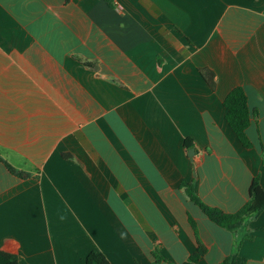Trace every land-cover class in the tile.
I'll return each instance as SVG.
<instances>
[{
    "label": "crops",
    "instance_id": "crops-1",
    "mask_svg": "<svg viewBox=\"0 0 264 264\" xmlns=\"http://www.w3.org/2000/svg\"><path fill=\"white\" fill-rule=\"evenodd\" d=\"M0 158L21 264H183L196 238L199 264H264V212L229 231L182 189L233 214L264 186V0H0Z\"/></svg>",
    "mask_w": 264,
    "mask_h": 264
},
{
    "label": "trees",
    "instance_id": "trees-1",
    "mask_svg": "<svg viewBox=\"0 0 264 264\" xmlns=\"http://www.w3.org/2000/svg\"><path fill=\"white\" fill-rule=\"evenodd\" d=\"M202 74L208 84L214 88L215 74L209 70L203 71ZM224 105L227 110L226 120L229 126L234 131L242 145L246 148H251L252 143L247 136V129L251 123L252 112L248 107V101L244 90L240 87L234 89L225 99ZM6 167L12 174L17 175L18 177L23 178L25 176L22 172L14 170L8 164H6ZM182 189L185 190L190 200L196 204L202 212L210 218V220L229 231H234L240 228L248 218L258 216L264 212V186L260 184L259 178L254 179L252 182L248 203L238 212L233 214H227L222 210L204 204L195 194L192 184L183 182ZM191 225L196 232V224L192 219ZM196 245V252L183 264H199L200 260L205 256L207 249L198 238H196ZM13 246L19 247L18 244L10 238L3 241L2 247H0V264L22 263L24 260L23 253L20 252V249H13ZM156 258L159 260L158 257ZM86 264H111V262L103 253L92 251L87 256ZM220 264H247V260L236 254L227 257Z\"/></svg>",
    "mask_w": 264,
    "mask_h": 264
}]
</instances>
